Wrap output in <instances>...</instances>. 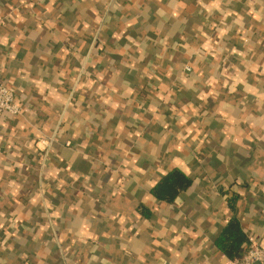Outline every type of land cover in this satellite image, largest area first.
<instances>
[{"label": "crops", "instance_id": "1", "mask_svg": "<svg viewBox=\"0 0 264 264\" xmlns=\"http://www.w3.org/2000/svg\"><path fill=\"white\" fill-rule=\"evenodd\" d=\"M263 32L264 0H0V264H226L233 214L264 245Z\"/></svg>", "mask_w": 264, "mask_h": 264}, {"label": "trees", "instance_id": "2", "mask_svg": "<svg viewBox=\"0 0 264 264\" xmlns=\"http://www.w3.org/2000/svg\"><path fill=\"white\" fill-rule=\"evenodd\" d=\"M208 59L212 61V59ZM192 72L193 69L191 68L188 74L189 77L192 75ZM254 80L258 81V77L255 76ZM193 181V177L187 175L181 169L173 168L152 187L151 193L157 203H171L181 191L191 187ZM236 200V196H228L229 205L233 210L235 209ZM140 210L146 218L151 216L148 208L141 206ZM249 236L243 231V226L238 216L233 214L227 218L215 243L228 260H234L242 257L244 254Z\"/></svg>", "mask_w": 264, "mask_h": 264}, {"label": "built area", "instance_id": "3", "mask_svg": "<svg viewBox=\"0 0 264 264\" xmlns=\"http://www.w3.org/2000/svg\"><path fill=\"white\" fill-rule=\"evenodd\" d=\"M189 70V68H186ZM22 106L17 101L16 91L8 87L0 73V123L3 114L19 115L22 113ZM56 141V136H50L39 140L36 143L38 149H49ZM226 264H264V245L259 244L254 236H249L248 244L242 257L228 260Z\"/></svg>", "mask_w": 264, "mask_h": 264}]
</instances>
